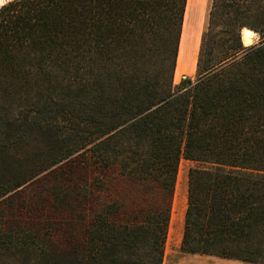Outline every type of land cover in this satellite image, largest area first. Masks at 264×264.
Listing matches in <instances>:
<instances>
[{
	"label": "trees",
	"instance_id": "obj_1",
	"mask_svg": "<svg viewBox=\"0 0 264 264\" xmlns=\"http://www.w3.org/2000/svg\"><path fill=\"white\" fill-rule=\"evenodd\" d=\"M187 1L0 6V114L12 117L10 105L25 94L64 104L28 122L61 158L0 182V200L76 152L117 167L129 185L112 212L89 209L73 245L48 250L0 225L2 251L35 253L22 264H163L185 158L197 164L188 173L182 252L264 263V0H211L197 77L175 84ZM219 26L233 42L217 49ZM245 27L259 35L248 47Z\"/></svg>",
	"mask_w": 264,
	"mask_h": 264
},
{
	"label": "rangeland",
	"instance_id": "obj_2",
	"mask_svg": "<svg viewBox=\"0 0 264 264\" xmlns=\"http://www.w3.org/2000/svg\"><path fill=\"white\" fill-rule=\"evenodd\" d=\"M7 1L0 0V6ZM210 5L211 0H206L194 70L182 72L178 77L174 74L175 84L186 76L192 80L197 77V60L202 36L207 30ZM215 31L217 41L212 42L217 45V49L218 44L222 46L233 42L226 41L225 37L228 35L224 26L216 27ZM242 38L245 41L247 39L244 30ZM251 41L253 44L259 41L257 32ZM15 104L10 105L9 109V115L12 117L4 118L7 110L4 114H0V182L5 186L13 183L18 175L27 179L30 172L39 171L42 166L61 158L60 154L52 149L51 142L44 138L38 125L31 126L28 122L33 118L36 120L46 118L48 111L53 109L52 105L61 111L64 104L52 103L44 98L38 101V97L33 94H25L19 104L17 106ZM60 127L62 130L65 129L63 121ZM196 164L185 158H181L179 162L164 244L163 264H219L232 261L226 257L183 253L181 250L187 206L188 173ZM128 189L129 185L117 167L97 165L84 153L76 152L58 164L42 170L17 191L1 199L0 225L9 233H20L22 239L43 244L48 250L54 251L56 248L62 250L81 239L82 218L87 215L89 209L93 211L94 217L101 213L103 208L107 209L108 213L112 212L115 206H111V203L119 196L127 195ZM0 252L2 253L0 264H22L26 258L35 254L30 252L22 258L23 254L22 257L20 254L17 256L2 251L1 248ZM245 262V264H264ZM30 264L42 263L39 260H31Z\"/></svg>",
	"mask_w": 264,
	"mask_h": 264
},
{
	"label": "bare ground",
	"instance_id": "obj_3",
	"mask_svg": "<svg viewBox=\"0 0 264 264\" xmlns=\"http://www.w3.org/2000/svg\"><path fill=\"white\" fill-rule=\"evenodd\" d=\"M206 0H188L182 34L180 38L179 53L176 63L175 77L182 72L193 71L201 26L204 20ZM246 40L251 41L255 35L253 30L244 29Z\"/></svg>",
	"mask_w": 264,
	"mask_h": 264
},
{
	"label": "crops",
	"instance_id": "obj_4",
	"mask_svg": "<svg viewBox=\"0 0 264 264\" xmlns=\"http://www.w3.org/2000/svg\"><path fill=\"white\" fill-rule=\"evenodd\" d=\"M202 255H204V254H202ZM207 255H209V254H207ZM232 261H226V262H221V263H219V264H245L246 262L245 261H242V262H240L238 259H232V258H230ZM245 262V263H244ZM248 264V263H247ZM250 264V263H249Z\"/></svg>",
	"mask_w": 264,
	"mask_h": 264
},
{
	"label": "water",
	"instance_id": "obj_5",
	"mask_svg": "<svg viewBox=\"0 0 264 264\" xmlns=\"http://www.w3.org/2000/svg\"><path fill=\"white\" fill-rule=\"evenodd\" d=\"M246 29H247V31L248 30H252L251 28H249V27H245ZM254 31V30H253ZM254 33H256L255 31H254ZM242 40H243V44H244V46H246V47H248V46H250V45H252L253 43H252V41H249V40H244L243 38H242Z\"/></svg>",
	"mask_w": 264,
	"mask_h": 264
}]
</instances>
